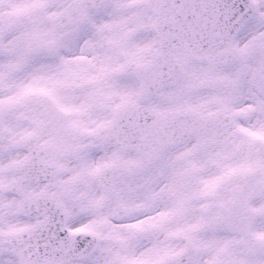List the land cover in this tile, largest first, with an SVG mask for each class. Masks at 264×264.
Segmentation results:
<instances>
[{
    "label": "snow or ice",
    "instance_id": "snow-or-ice-1",
    "mask_svg": "<svg viewBox=\"0 0 264 264\" xmlns=\"http://www.w3.org/2000/svg\"><path fill=\"white\" fill-rule=\"evenodd\" d=\"M0 264H264V0H0Z\"/></svg>",
    "mask_w": 264,
    "mask_h": 264
}]
</instances>
